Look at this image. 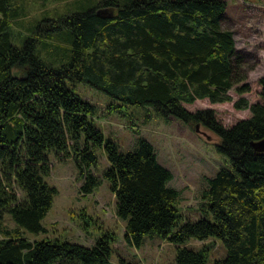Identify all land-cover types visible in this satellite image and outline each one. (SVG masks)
I'll return each instance as SVG.
<instances>
[{"label": "trees", "instance_id": "trees-1", "mask_svg": "<svg viewBox=\"0 0 264 264\" xmlns=\"http://www.w3.org/2000/svg\"><path fill=\"white\" fill-rule=\"evenodd\" d=\"M89 1L63 13L47 10L34 25L24 21L25 0H0V264H110L117 240L110 232L93 247L25 238L24 231L47 232L42 222L58 194L47 182L52 153L73 160L82 195L110 183L128 245L140 248L145 237H158L176 246L177 264H207L215 246L210 240H216L228 255L215 264H264V153L253 147L264 139V104L236 102L251 117L230 128L212 109L193 113L185 107L202 100L228 103L232 91H251L248 58L225 28L227 2ZM105 9L113 16H98ZM68 83L108 95L109 111L148 109L215 133L217 150L231 167L202 191L205 216L181 225V193L169 187L173 173L154 146L141 139L133 152L122 153L96 126L97 106ZM260 86L264 99V77ZM99 150L109 163L102 177L94 172ZM6 215L16 228L5 224ZM192 240L204 245L191 249L186 245Z\"/></svg>", "mask_w": 264, "mask_h": 264}, {"label": "rangeland", "instance_id": "rangeland-1", "mask_svg": "<svg viewBox=\"0 0 264 264\" xmlns=\"http://www.w3.org/2000/svg\"><path fill=\"white\" fill-rule=\"evenodd\" d=\"M28 10V24L36 25L44 19L43 13L51 10L65 12L74 9L78 4H90L89 0H25ZM228 4L225 28L233 32L236 47L248 58L249 69L247 83L251 87L249 93L230 94L232 102L211 104L208 100L196 101L185 105L190 112L212 109L223 126L230 128L241 120L251 117L250 110H238L235 103L245 98L250 105L261 103L262 88L260 79L264 77V0H225ZM46 4V6H44ZM86 5V4H85ZM24 33L23 29L19 30ZM80 97L97 106L96 126L103 131L106 138L117 142L122 153L133 152L139 140L146 139L155 148L159 162L172 171L173 179L169 187L181 193L179 208L184 217L198 221L205 214L200 210L201 193L207 188L208 180L221 169H230L228 159L222 156L217 145L219 137L205 127L197 124L191 127L185 123L170 119L166 121L149 113L148 109L128 107L124 114L107 110L112 100L105 93L88 84L68 83ZM151 110V109H150ZM99 166L94 172L102 177L109 163L102 150L97 151ZM52 171L47 179L50 186L58 190L54 204L42 224L46 233L35 235L24 231L26 239L42 241L45 239L68 241L86 247H93L95 241L110 232L116 236L110 264H177L176 246L162 241L158 237H145L140 248L128 245L125 240L126 222L116 215V199L111 192L110 183L103 181L92 194L84 196L80 193L82 182L79 171L73 160H58L55 154L49 155ZM5 224L16 228L9 215L5 216ZM2 235L0 233V240ZM215 242L207 264H215L227 257V250L222 242ZM204 242L192 240L186 246L199 250Z\"/></svg>", "mask_w": 264, "mask_h": 264}, {"label": "water", "instance_id": "water-1", "mask_svg": "<svg viewBox=\"0 0 264 264\" xmlns=\"http://www.w3.org/2000/svg\"><path fill=\"white\" fill-rule=\"evenodd\" d=\"M97 14L100 17H112L113 16V13L107 9L99 10ZM253 147L255 148L257 152L264 153V139L257 143H254Z\"/></svg>", "mask_w": 264, "mask_h": 264}]
</instances>
